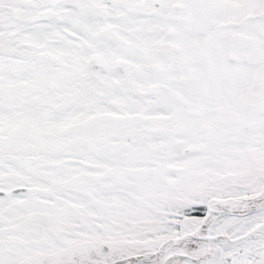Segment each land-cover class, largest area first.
I'll return each instance as SVG.
<instances>
[{
	"label": "snow or ice",
	"instance_id": "6c2138e0",
	"mask_svg": "<svg viewBox=\"0 0 264 264\" xmlns=\"http://www.w3.org/2000/svg\"><path fill=\"white\" fill-rule=\"evenodd\" d=\"M0 264H264V0H0Z\"/></svg>",
	"mask_w": 264,
	"mask_h": 264
}]
</instances>
